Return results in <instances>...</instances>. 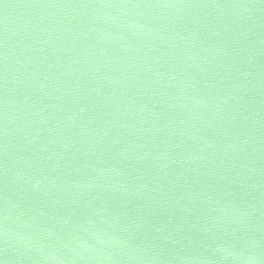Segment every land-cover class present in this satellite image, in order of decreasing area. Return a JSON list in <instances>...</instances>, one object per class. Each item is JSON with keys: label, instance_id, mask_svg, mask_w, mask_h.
<instances>
[{"label": "water", "instance_id": "water-1", "mask_svg": "<svg viewBox=\"0 0 264 264\" xmlns=\"http://www.w3.org/2000/svg\"><path fill=\"white\" fill-rule=\"evenodd\" d=\"M0 264H264V0H0Z\"/></svg>", "mask_w": 264, "mask_h": 264}]
</instances>
